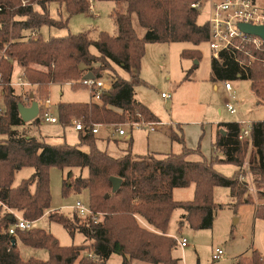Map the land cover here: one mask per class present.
Listing matches in <instances>:
<instances>
[{
	"label": "trees",
	"instance_id": "16d2710c",
	"mask_svg": "<svg viewBox=\"0 0 264 264\" xmlns=\"http://www.w3.org/2000/svg\"><path fill=\"white\" fill-rule=\"evenodd\" d=\"M99 1L116 3L111 14L116 35L100 31L97 39H93L90 30H86L44 39L35 38L33 33L41 31L43 26H68L73 15L92 9L90 1L0 0V52L6 49L8 56L0 57V99L5 105L4 111L0 112V134L5 135L0 137V264H108L114 255L121 257V264H134L135 261L179 264L180 259L172 253L178 243L168 235L169 222L176 209L185 211L180 224L187 222L192 228L208 229L213 227L216 210L222 207L214 201L216 187L230 189L235 207L255 204L248 194V183L240 180L249 146L253 148L250 172L257 192L264 199V120L253 121L251 135L243 139L239 137L242 126L238 122L221 123L222 129L215 143L218 154L196 161L190 160L188 155L199 149L188 148L184 136L174 130L170 137L182 143L180 153L135 156L131 136L126 153L114 157L99 148L96 134L91 129L80 132V142L75 145L49 144L18 129L27 123L22 120L19 110V105L26 103L11 85L16 62L24 68V79L37 85L38 93L44 98L50 95L52 83L76 81L86 73L91 72L98 78L109 73L115 78L112 89L102 94L103 105L59 102L58 122L64 126L71 125L73 119L89 127L94 123L118 124L127 119L159 122L150 108L136 98L135 87L142 82L140 71L147 44L190 42L199 45L209 40V24L198 23L199 9L192 6L197 0ZM34 3L41 10L35 8ZM51 3L65 8L68 17H52L47 8ZM134 12L147 30L143 37L134 28ZM91 46H95L98 53H93ZM182 55L201 58V52L195 49L184 50ZM118 67L131 77L121 76ZM191 73L192 69L188 77ZM211 73L214 81L250 79L258 103H264V62L253 61L245 70L236 53L224 51L220 53V59L212 56ZM75 88L84 86L76 85ZM29 123L40 124V118ZM81 145H87L88 151L82 150ZM148 161H152L151 166ZM220 163L233 164L238 170L234 175L226 176L215 168ZM25 167L33 168L34 172L14 185L16 173ZM51 167L88 169L86 176L71 175L65 180L64 193L88 190L89 206L99 215L83 218L74 210L75 216L70 219L59 210L48 213L52 221L63 224L72 235L77 231L84 234L86 244L61 245L51 232L39 227L18 230L16 236L8 232L17 220L15 212L11 213L9 209L20 211L26 219L38 221L51 208ZM112 176L123 181L115 193L110 181ZM192 184L195 185L192 200L174 199L175 188ZM255 215L264 221V202L257 205ZM141 220L152 229L145 227ZM18 242L46 249L48 258L25 260ZM86 248L91 255L81 256ZM235 264H264V255L253 250L250 256H241Z\"/></svg>",
	"mask_w": 264,
	"mask_h": 264
},
{
	"label": "rangeland",
	"instance_id": "374dc122",
	"mask_svg": "<svg viewBox=\"0 0 264 264\" xmlns=\"http://www.w3.org/2000/svg\"><path fill=\"white\" fill-rule=\"evenodd\" d=\"M201 1L198 8L200 15L198 23H207L210 16L211 0ZM215 1V0H213ZM217 1V0H216ZM264 6V0H259ZM93 7L89 12H83L73 15L66 27L43 26L37 32L38 37L47 39L51 36H65L81 31L90 30L93 39H97L100 31L111 35L117 34V28L111 14L116 8L113 1L94 0ZM34 7L41 10V7L34 3ZM48 11L54 18H67L68 13L65 8L59 7L57 3H51L47 6ZM19 19V18H18ZM132 21L137 34L143 37L146 34L138 18V14H132ZM30 34L29 31H26ZM199 50L201 52L200 60L186 58L182 55L184 50ZM93 53H98L95 46H91ZM213 51L208 41L199 45L190 42H157L149 43L146 46V53L142 60L140 78L142 82L135 87L136 97L142 101L150 110L160 119L156 125L157 130H151L149 127H130L134 121L129 119L121 122L120 125L112 127H102L96 134L97 145L107 150L114 157H120L126 153L129 147L128 140L132 136V151L138 155H145L152 152L164 155L165 153H180L182 143L173 141L170 137L172 130L184 136L188 147L196 148L201 144V153L192 152L188 155L190 160H203L205 154L207 157L217 153L215 143L218 136V124L222 122L246 121L248 124L253 121L264 120V103L258 104V97L252 90L250 79L232 80L233 94L236 103L240 106L238 113H232L228 110L226 104L229 98L225 88V82L212 80L211 58ZM0 57L1 54H0ZM22 65L15 63V71L12 80L16 94L21 95L26 106L32 104L33 98L46 99L38 93V86L18 84ZM192 69L191 75L188 72ZM118 73L124 78H130V74L121 68H117ZM17 81V82H16ZM67 82V81H66ZM2 88L0 87V93ZM50 90V89H49ZM48 90V91H49ZM33 92L35 93L33 97ZM37 93V95H36ZM50 93V92H49ZM162 93L170 94L171 98L165 100ZM52 101L51 112L57 116V107L60 101L78 102L91 100L90 93L86 88L71 87L66 83H56L52 87L51 95H47ZM35 98V99H37ZM5 105L0 99V112H3ZM122 112V110H119ZM139 122L149 123L151 121L141 119ZM110 125V124H106ZM112 125V124H111ZM178 126L181 129H178ZM118 128H125V136L118 135ZM18 129L32 136L38 137L49 144H79L80 132L76 131L72 125L64 126L60 122L52 124L49 122L27 124L26 127ZM211 132L213 134H211ZM0 137L5 135L0 134ZM80 148L88 151L87 145H81ZM203 151V153H202ZM253 148L249 146L243 167L240 170L241 180L248 183V194L254 201L262 202V198L256 189L253 176L250 174V158ZM215 168L226 176H232L238 170L233 164H216ZM34 172L31 167H25L19 170L15 175L14 185H18L22 179L29 177ZM88 174L87 168H50L52 203L48 213L59 210L65 216L73 219L75 211L72 206L77 200L89 204L88 190L80 193L74 190L64 193V182L71 175L74 177ZM191 188H178L174 190V199L177 201H186L192 199ZM247 194V195H248ZM191 197L188 199V197ZM215 201L222 205L215 212V219L212 228L195 229L187 222L180 224L183 209H176L169 222V232L175 238H186L188 246L185 248L177 245L172 253L179 258V264H235L236 256L242 254L254 243V247L264 254V221L255 220L251 206L235 207V200L230 195L226 187H217L214 189ZM11 209H9L10 211ZM19 212L20 211H16ZM44 215L38 221H35L34 227L43 228L51 232L64 246H78L88 243L84 234L75 232L72 235L63 224L52 221L49 216ZM2 213L0 214V216ZM143 220H141L142 222ZM145 223V221H143ZM143 224V223H142ZM148 229H152L146 223L143 224ZM33 227V228H34ZM177 241V240H176ZM178 243V242H177ZM22 257L27 260L30 257H36L43 260L48 258L46 249H37L24 245L19 242ZM225 250V257L220 261H214L212 254L216 248ZM90 255L88 248L81 252V256ZM120 260L121 262H118ZM122 263L119 256L114 255L113 261L109 264ZM134 264H149L142 261H135Z\"/></svg>",
	"mask_w": 264,
	"mask_h": 264
},
{
	"label": "built area",
	"instance_id": "2783aa9c",
	"mask_svg": "<svg viewBox=\"0 0 264 264\" xmlns=\"http://www.w3.org/2000/svg\"><path fill=\"white\" fill-rule=\"evenodd\" d=\"M92 4L94 0H89ZM211 12L207 23L210 27L209 44L213 51L212 56L220 59V53L227 51L236 53V58L240 65L246 70L250 67L253 61L264 62V41L261 37L251 35L243 32L239 28L240 23H249L252 25H264V6H262L259 0H211L209 1ZM193 7L199 8L201 1L192 4ZM93 7V5H92ZM35 38H38L37 32L33 33ZM6 49L0 52L1 56L8 58ZM88 74V73H86ZM115 78L109 73H105L102 77L98 78H85L84 76L76 81H67V84L71 87L76 85L84 86L88 89L91 97V102L103 105L102 94L105 91L112 89ZM18 84L28 85V81L24 79V75L19 78ZM225 88L228 92L227 108L232 113H238L239 107L236 103L235 96L233 94L232 81H225ZM162 97L165 100L171 98L170 94L162 93ZM109 108L112 107L107 105ZM40 112L38 117L41 123L49 122L52 124L58 123V117L51 112L52 101L50 98L39 100ZM117 110V109H115ZM157 122H139L134 121L130 127H149L151 130L157 129ZM242 126V132L240 138L243 139L251 135V125H247V122L242 120L239 122ZM73 125L77 131L83 132L87 129H91L93 133H97L99 128L106 125L104 123H94L92 127L84 125L80 120L73 119ZM120 125L121 124H112ZM120 135H126L127 130L125 128H118ZM241 180V176H240ZM243 181V180H241ZM246 182V181H244ZM72 208L83 217H89L91 215H99L94 213L89 204H85L81 200H77ZM11 213H14L10 210ZM16 216V222L8 228V232L12 236L17 235L18 230H29L34 227L35 221L24 218L23 216ZM181 247L187 245L186 238H175ZM224 250L222 248H216L212 255L214 261H220L224 256ZM91 255V254H90Z\"/></svg>",
	"mask_w": 264,
	"mask_h": 264
},
{
	"label": "crops",
	"instance_id": "0c3cea01",
	"mask_svg": "<svg viewBox=\"0 0 264 264\" xmlns=\"http://www.w3.org/2000/svg\"><path fill=\"white\" fill-rule=\"evenodd\" d=\"M41 32V31H40ZM23 72H24V68L23 67H21V74H20V76H19V78L20 77H22L23 76ZM17 82V81H16ZM62 83H66L67 84V82L65 81V82H62ZM56 83H52L51 85H50V95H51V93H52V87H53V85H55ZM32 85V84H31ZM34 86H37V85H32V87H34ZM85 88V87H84ZM33 97H34V95H35V93L33 92ZM36 95H37V93H36ZM35 98H37V97H35ZM35 98H33V101H38L39 102V100H41V98H37V99H35ZM137 98V97H136ZM138 99V98H137ZM139 100V99H138ZM32 101V102H33ZM60 102H67V101H60ZM78 102H80V101H78ZM81 102H85V101H81ZM88 102H91V100L90 101H88ZM142 102V101H141ZM258 102V101H257ZM259 104V103H258ZM260 104H262V103H260ZM238 105V104H237ZM239 107V111H240V106H238ZM238 111V112H239ZM160 120V119H159ZM241 121V120H240ZM240 121H238V123L240 122ZM232 122H236V121H232ZM157 123H160V122H157ZM222 123H227V122H222ZM251 123L252 122H250L249 124L247 123V125L246 126H248V125H251ZM27 124H30V123H27ZM27 124L26 125H23V126H20V127H26L27 126ZM220 124L221 123H219L218 124V127H217V130H218V133L221 131V126H220ZM73 127H74V125H73V123L71 124ZM113 125H104V126H102V127H108V128H110V127H112ZM102 127H100V128H102ZM100 128H99V131L97 132V133H99L100 132ZM74 129H75V127H74ZM178 129L180 130L181 129V127L180 126H178ZM76 130V129H75ZM157 129H155V131H156ZM77 131V130H76ZM117 131V130H116ZM78 132H80V131H78ZM118 132V131H117ZM96 133V134H97ZM211 134H213L212 132H211ZM30 136H32L31 134H29ZM118 135H120L119 133H118ZM121 136H125V135H121ZM186 141V140H185ZM177 142H179V141H177ZM181 143V142H180ZM182 145V144H181ZM132 146H133V138H132ZM187 146V145H186ZM188 147V146H187ZM100 148V147H99ZM188 148H191V149H199V151L198 152H200L201 151V144H198V146L196 147V148H193L192 146H190V147H188ZM101 149V148H100ZM214 149V148H213ZM213 149H212V152H211V155L210 156H206L205 154H202L206 159H210L213 155H214V153H213ZM103 150V149H102ZM182 150H183V145H182ZM107 151V150H106ZM108 152V151H107ZM182 152V151H181ZM195 152V151H194ZM132 153H133V151H132ZM169 153H171V152H169ZM169 153H165L164 155H159V156H165V155H167V154H169ZM201 153V152H200ZM202 153H203V151H202ZM149 154H154V155H156V156H158L157 154H159V153H155V152H152V153H149ZM216 154H218V151H217V153H215V155ZM133 155H135V156H138V154H135V153H133ZM147 164L149 165V166H151V164H152V161H148L147 162ZM219 171V170H218ZM251 174V173H250ZM186 188H191V189H189V190H191V192H192V197L194 198V195H195V185L194 184H192V185H190L189 187H186ZM217 188V187H216ZM225 188V187H224ZM227 188V187H226ZM176 189H178V188H175L174 190H176ZM227 189H229V188H227ZM229 191H230V189H229ZM174 194V193H173ZM231 195V194H230ZM261 197V196H260ZM191 197L189 196L188 197V199H190ZM192 198V199H193ZM233 198V197H232ZM262 198V197H261ZM192 199H190V200H192ZM234 200H235V198H233ZM262 202H259V201H255V204L253 203V204H241V206H243V205H245V206H251V208H252V210H253V213H254V218H255V220H258L259 218H257L256 217V215H255V213H256V207H257V205L259 204V203H263L264 202V199L262 198ZM214 201H215V196H214ZM216 202V201H215ZM13 212H15L14 210H12ZM18 216H22V213L20 212H15ZM48 213V212H47ZM47 213H46V215H47ZM185 214V211L182 213V216ZM259 220H261V219H259ZM263 221V220H262ZM142 223L143 224H145L143 221H142ZM168 235H170V236H172L171 234H170V232H169V230H168ZM173 237V236H172ZM175 238V237H174ZM18 245H19V242H18ZM179 245V244H178ZM180 246V245H179ZM188 246V242H187V245L185 246V247H187ZM181 247V246H180ZM185 247H182V248H185ZM219 248V247H218ZM216 250V249H215ZM215 250H214V252H215ZM253 250H258V249H256L255 247H254V243L252 242V243H250L249 244V247L246 249V251L245 252H243L242 254H240V255H237L236 256V261L241 257V256H250L251 255V253H252V251ZM259 251V250H258ZM213 252V253H214ZM259 252H261V251H259ZM224 253H225V250H224ZM262 253V252H261ZM213 255V254H212ZM262 255H264L263 253H262ZM175 257V256H174ZM225 257V254H224V256H223V258ZM113 258H114V256H112L110 259H109V261H108V264L111 262V261H113ZM121 258V257H120ZM222 258V259H223ZM221 259V260H222ZM122 260V259H121ZM118 262H121L120 260H118ZM117 264H120V263H117Z\"/></svg>",
	"mask_w": 264,
	"mask_h": 264
},
{
	"label": "water",
	"instance_id": "95a60500",
	"mask_svg": "<svg viewBox=\"0 0 264 264\" xmlns=\"http://www.w3.org/2000/svg\"><path fill=\"white\" fill-rule=\"evenodd\" d=\"M239 28L247 34L256 35V36L261 37L264 41V25H252L249 23H240ZM84 77L85 78H95V75L90 72L84 75ZM19 110H20V116L22 120L25 123H29L33 121L34 119H36L39 115V112H40L39 102L33 101L30 106L20 104ZM110 181L112 182L113 193L117 192L122 186V182H123L122 179L119 177L112 176L110 178ZM108 196L109 195L107 194L106 197Z\"/></svg>",
	"mask_w": 264,
	"mask_h": 264
}]
</instances>
